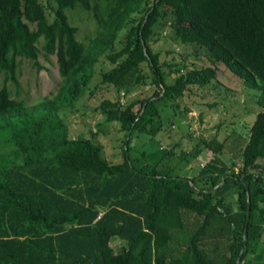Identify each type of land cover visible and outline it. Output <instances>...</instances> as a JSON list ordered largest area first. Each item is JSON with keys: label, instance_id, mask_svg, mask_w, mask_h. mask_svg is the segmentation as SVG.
<instances>
[{"label": "trees", "instance_id": "16d2710c", "mask_svg": "<svg viewBox=\"0 0 264 264\" xmlns=\"http://www.w3.org/2000/svg\"><path fill=\"white\" fill-rule=\"evenodd\" d=\"M75 8L96 24L87 43L66 13ZM166 24L175 42L203 49L207 63L161 60L151 43ZM42 50L56 56L60 81L27 104L6 82L18 84V57L38 64ZM102 57L111 66L101 82L117 94L99 109L124 132L118 163L90 137H69L59 113L83 97ZM219 64L256 98L254 118L241 122V164L220 163L223 141L193 135L179 159L205 154L196 174L132 158L133 134L156 137L166 108L180 125L186 113L174 114L185 93L209 87L220 96ZM1 74L0 137L13 149L0 151V264H244L256 250L264 230V0H0ZM148 81L149 95L123 98ZM116 239L123 243L113 247Z\"/></svg>", "mask_w": 264, "mask_h": 264}, {"label": "rangeland", "instance_id": "374dc122", "mask_svg": "<svg viewBox=\"0 0 264 264\" xmlns=\"http://www.w3.org/2000/svg\"><path fill=\"white\" fill-rule=\"evenodd\" d=\"M51 4L55 7L54 2ZM66 13L70 22L78 28L77 38L83 43H87L96 29L91 14L80 8L68 9ZM47 14L49 19H52L53 12L48 10ZM124 33L125 30L120 32L115 42L116 48L119 47ZM155 38H157L156 41L152 42L151 45L155 51L160 52L161 60L179 61L186 58L194 60L198 64L207 63L203 49H195L193 46L175 42L171 38V30L168 24L158 29ZM17 59L18 84L16 85L11 80L6 82L12 97L32 104L56 90L60 76L55 55H45L42 50L37 59L38 64L24 57ZM110 66L109 60L102 57L95 66V73L83 97L74 107L61 109L59 113L68 126L69 137H90L102 147L103 157L112 163H118L123 159L124 132L120 129L118 121L107 122L99 109L101 100L115 98L117 94L112 85L101 82L100 72ZM144 70L148 72L146 65H144ZM216 80L223 85L218 88L219 91L217 90L220 92L219 97L214 98L215 90H212L211 93L210 88L205 87L203 90L195 89L193 92H187L181 99L177 100L178 108L174 115L181 117V113H186V117L181 118L180 125L168 118L171 112L170 108H166L163 118L164 129L156 137L149 138L147 133L133 134L130 141L131 157L151 164H157L160 161V167L169 165L172 168V173L193 175L204 167L206 164L204 160L207 159V156L202 154L198 157L189 158L187 162L182 161L179 159L182 148L190 149L192 147L195 141L192 137L202 136L206 139L216 137L225 144L223 154L219 155L220 163L229 165L228 162H234L236 165H240L241 148L245 142L241 122L250 121L254 118V115L249 116V113L257 109L256 98L254 93L247 90L241 80L235 77L223 64H219L217 67ZM3 83L4 76L1 74L0 87ZM152 90L153 86L148 81L145 85H140L129 94H125L123 98H140L149 95ZM213 99L217 100L216 104L209 106L208 104L212 103ZM190 136L192 137L189 138ZM181 138L184 142L175 148L176 155H166L169 148L168 144ZM124 148L126 147L124 146ZM12 149L13 146L10 141L0 137V151L10 153ZM211 167L210 164L209 168ZM260 240L259 242H261ZM122 243L121 240L116 239L112 241V246L116 247ZM257 245L255 246L257 247Z\"/></svg>", "mask_w": 264, "mask_h": 264}, {"label": "crops", "instance_id": "0c3cea01", "mask_svg": "<svg viewBox=\"0 0 264 264\" xmlns=\"http://www.w3.org/2000/svg\"><path fill=\"white\" fill-rule=\"evenodd\" d=\"M257 249L247 255L244 264H264V230ZM262 244V246H260Z\"/></svg>", "mask_w": 264, "mask_h": 264}, {"label": "water", "instance_id": "95a60500", "mask_svg": "<svg viewBox=\"0 0 264 264\" xmlns=\"http://www.w3.org/2000/svg\"><path fill=\"white\" fill-rule=\"evenodd\" d=\"M229 175H230L229 173H228V174H224V175L222 176V180H221L220 184L223 183L225 177H226V176H229ZM191 184H192V183H191ZM192 185H193V184H192ZM193 187H194V185H193ZM215 187H217V186H215ZM215 187H214V188H215ZM214 188H212V189H214ZM247 214H248L247 217H249V214H250V203L248 204V211H247ZM245 235H246V229H245V231H244V237H245Z\"/></svg>", "mask_w": 264, "mask_h": 264}, {"label": "built area", "instance_id": "2783aa9c", "mask_svg": "<svg viewBox=\"0 0 264 264\" xmlns=\"http://www.w3.org/2000/svg\"><path fill=\"white\" fill-rule=\"evenodd\" d=\"M121 94L123 95V92H122ZM122 99H123V98H121L120 101H121V103L123 104V100H122ZM202 165H203V164H202Z\"/></svg>", "mask_w": 264, "mask_h": 264}]
</instances>
